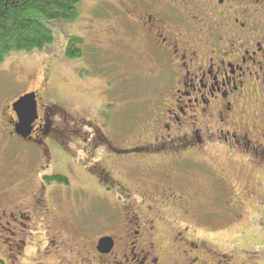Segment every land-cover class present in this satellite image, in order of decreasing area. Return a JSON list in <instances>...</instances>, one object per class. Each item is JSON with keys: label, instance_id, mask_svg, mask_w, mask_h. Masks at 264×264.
Masks as SVG:
<instances>
[{"label": "flooded vegetation", "instance_id": "obj_1", "mask_svg": "<svg viewBox=\"0 0 264 264\" xmlns=\"http://www.w3.org/2000/svg\"><path fill=\"white\" fill-rule=\"evenodd\" d=\"M144 7L142 12L139 8L132 12L134 33L140 36L141 32L149 56L164 63L169 85L162 95L172 99L156 108L152 120L161 135L126 148L101 134L92 140L70 128L61 134L50 128L63 109L45 107L42 117L37 97L38 120L25 141L36 147L39 156L38 185L26 202L0 209V246L8 259L0 258L1 263L18 264L35 255L39 251L36 238L43 237L46 255L67 251L69 243L76 250L78 238H82L85 258L79 257L74 264H86L90 259L94 264H233L231 256L216 250L211 237L189 236V227L173 233L166 250L158 248L157 228L144 212L136 211L144 200L135 197L125 179H149L156 171L164 181L149 188L163 203L174 206L184 218L207 217L197 193L182 185L178 175L195 176L204 171L218 177L213 166L199 158L216 148L252 163H264V0H146ZM15 102L7 107L11 111L7 124L9 134L21 138L15 132ZM105 151L122 177L102 166ZM55 158L63 160L59 169H53ZM167 161L170 163L164 165ZM135 169L141 170V177ZM69 175L78 176L81 183L77 188ZM49 177L65 180L49 183ZM88 179L104 197L111 196L110 206L119 207L121 216L103 234L91 230L87 219L69 229L63 223L50 222L55 209L48 193L51 201L58 202L72 188L85 201ZM220 182L226 185L223 177ZM103 238L114 243L108 254L98 250Z\"/></svg>", "mask_w": 264, "mask_h": 264}, {"label": "rangeland", "instance_id": "obj_2", "mask_svg": "<svg viewBox=\"0 0 264 264\" xmlns=\"http://www.w3.org/2000/svg\"><path fill=\"white\" fill-rule=\"evenodd\" d=\"M137 1L81 0L75 21L51 25L55 38L51 45L42 51L13 53L0 64V209H7L10 203L26 202L38 185L36 172L40 162L36 147L8 130L11 111L7 107L20 96L36 93L42 117L45 107L62 108L64 112L53 120L50 128L61 134L65 128L79 131L87 140L101 134L111 143L126 148L161 135V130L152 126V120L156 108L172 99L162 95L169 85L164 63L151 58L142 33L139 32L140 36L134 33L132 12L135 8L142 12L146 0ZM70 36L84 40L80 59L65 56ZM162 111L161 107L158 112ZM101 155L102 166L122 177L119 167L111 164L110 155L106 151ZM199 158L209 162L218 177L203 171L195 176L178 175L177 179L197 193L207 217L184 218L174 206L163 203L149 188L164 181L156 171H152L149 179H125L135 197L144 200L136 211L144 212L157 228L158 248L166 250L171 235L189 227V236L211 237L216 241V250L231 256L233 264H264V163H252L217 148ZM55 161L53 169L63 163L61 158ZM135 173L142 176L140 169H135ZM69 176H73L72 186L77 188L81 183L78 176ZM221 177L226 185L220 182ZM87 185L90 190L85 201L82 193L72 188L58 202L51 201L49 192V204L55 209V216L49 217V221L63 223L69 229L68 226L83 224L87 219L91 230L105 233L106 226L122 212L119 207L110 206L111 196L104 197L91 179ZM93 236L90 235L91 240ZM43 240L37 237L39 251L18 264H74L79 257L85 258L82 238L76 244L79 252L69 243L67 251L48 255L43 251ZM1 251L0 246V258L7 261ZM92 260L86 264H94Z\"/></svg>", "mask_w": 264, "mask_h": 264}, {"label": "trees", "instance_id": "obj_3", "mask_svg": "<svg viewBox=\"0 0 264 264\" xmlns=\"http://www.w3.org/2000/svg\"><path fill=\"white\" fill-rule=\"evenodd\" d=\"M80 4L81 0H0V64L13 53L42 51L51 45L55 39L51 25L75 21ZM83 45L82 38L68 37L66 58H82Z\"/></svg>", "mask_w": 264, "mask_h": 264}, {"label": "water", "instance_id": "obj_4", "mask_svg": "<svg viewBox=\"0 0 264 264\" xmlns=\"http://www.w3.org/2000/svg\"><path fill=\"white\" fill-rule=\"evenodd\" d=\"M13 110L17 115L18 122L15 125V132L24 140L31 138L34 124L38 120V102L35 93L26 94L20 97L14 104ZM114 247L111 238H103L98 243V250L102 254H108Z\"/></svg>", "mask_w": 264, "mask_h": 264}]
</instances>
